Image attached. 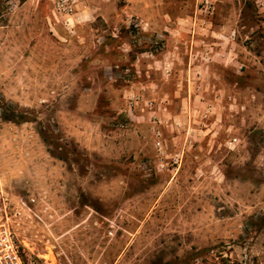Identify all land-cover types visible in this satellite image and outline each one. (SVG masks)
<instances>
[{
  "label": "rangeland",
  "instance_id": "374dc122",
  "mask_svg": "<svg viewBox=\"0 0 264 264\" xmlns=\"http://www.w3.org/2000/svg\"><path fill=\"white\" fill-rule=\"evenodd\" d=\"M69 1L0 0V220L47 264H264V0Z\"/></svg>",
  "mask_w": 264,
  "mask_h": 264
},
{
  "label": "built area",
  "instance_id": "2783aa9c",
  "mask_svg": "<svg viewBox=\"0 0 264 264\" xmlns=\"http://www.w3.org/2000/svg\"><path fill=\"white\" fill-rule=\"evenodd\" d=\"M55 9L68 17L73 8L69 0H56ZM68 22V20H67ZM0 264H47L42 259L28 255L19 243L8 221L0 220Z\"/></svg>",
  "mask_w": 264,
  "mask_h": 264
},
{
  "label": "trees",
  "instance_id": "16d2710c",
  "mask_svg": "<svg viewBox=\"0 0 264 264\" xmlns=\"http://www.w3.org/2000/svg\"><path fill=\"white\" fill-rule=\"evenodd\" d=\"M3 116H5V120L13 121V122H16V123L26 122V119H27L26 115H24L23 113H18V112L17 113L16 112H12L10 114V116L7 115L8 117H6V115H3ZM43 140L48 143V136H46V133L43 134ZM50 142H52V141L50 140ZM49 150H51V149H49Z\"/></svg>",
  "mask_w": 264,
  "mask_h": 264
}]
</instances>
